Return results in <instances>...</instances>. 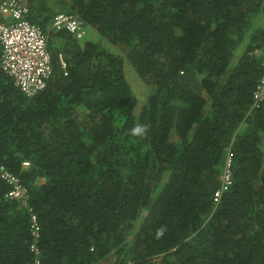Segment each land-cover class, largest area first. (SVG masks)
<instances>
[{
  "label": "trees",
  "instance_id": "trees-1",
  "mask_svg": "<svg viewBox=\"0 0 264 264\" xmlns=\"http://www.w3.org/2000/svg\"><path fill=\"white\" fill-rule=\"evenodd\" d=\"M58 3L122 56L51 31L54 73L32 98L0 67V163L28 192L9 200L0 176V264H264V104L248 115L264 0ZM32 4L47 31L57 12ZM126 60L148 90L138 114Z\"/></svg>",
  "mask_w": 264,
  "mask_h": 264
},
{
  "label": "built area",
  "instance_id": "built-area-1",
  "mask_svg": "<svg viewBox=\"0 0 264 264\" xmlns=\"http://www.w3.org/2000/svg\"><path fill=\"white\" fill-rule=\"evenodd\" d=\"M32 8V0H0V67L4 74L14 81V85L29 98L44 91L54 73L48 48L50 31L67 32L78 41H82L86 36L87 27L78 14L62 12L55 14L50 24V31H45L40 25L31 21ZM261 58L262 73L253 92L248 115L261 109L264 104V49ZM59 60L63 71H67L68 64L63 55H59ZM29 166V163L24 164V167ZM0 176L10 187L7 198L27 206L28 192L20 177L1 163ZM221 179V186L214 195V203L217 207L233 184L230 157L227 159ZM31 235L33 243L30 250L38 257L41 226L36 215L32 216Z\"/></svg>",
  "mask_w": 264,
  "mask_h": 264
},
{
  "label": "rangeland",
  "instance_id": "rangeland-1",
  "mask_svg": "<svg viewBox=\"0 0 264 264\" xmlns=\"http://www.w3.org/2000/svg\"><path fill=\"white\" fill-rule=\"evenodd\" d=\"M59 0H47V4L53 9V11L57 13H62L66 11L61 9L58 3ZM48 6V7H49ZM261 21V20H260ZM261 24L264 25L263 20L261 21ZM47 31H50V26L47 27ZM51 32V31H50ZM53 32V31H52ZM49 37L51 38V33H49ZM58 39H54V43L56 46L59 47V43L57 41ZM85 42H93L100 44L103 48H105L107 51L122 56V52L120 49L114 45H112L106 38L100 36L92 27L87 26L86 27V36L82 40L81 44ZM124 70L126 74V79L128 83L131 85L137 100V114L141 110V108L146 104L147 98H148V90L146 86L144 85L143 81L140 79V77L137 75L135 69L133 66L126 60L124 63Z\"/></svg>",
  "mask_w": 264,
  "mask_h": 264
},
{
  "label": "clouds",
  "instance_id": "clouds-1",
  "mask_svg": "<svg viewBox=\"0 0 264 264\" xmlns=\"http://www.w3.org/2000/svg\"><path fill=\"white\" fill-rule=\"evenodd\" d=\"M135 131L139 132V131H140V129H136Z\"/></svg>",
  "mask_w": 264,
  "mask_h": 264
},
{
  "label": "crops",
  "instance_id": "crops-1",
  "mask_svg": "<svg viewBox=\"0 0 264 264\" xmlns=\"http://www.w3.org/2000/svg\"><path fill=\"white\" fill-rule=\"evenodd\" d=\"M58 41V43H59V46H60V41L59 40H57Z\"/></svg>",
  "mask_w": 264,
  "mask_h": 264
}]
</instances>
